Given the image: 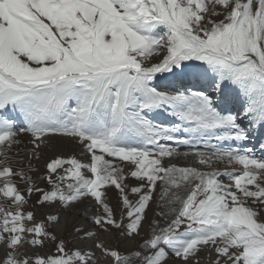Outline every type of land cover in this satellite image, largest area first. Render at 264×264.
<instances>
[{
	"label": "snow or ice",
	"instance_id": "1",
	"mask_svg": "<svg viewBox=\"0 0 264 264\" xmlns=\"http://www.w3.org/2000/svg\"><path fill=\"white\" fill-rule=\"evenodd\" d=\"M259 137L264 0H0V264H264ZM85 200L92 244L69 248L50 228Z\"/></svg>",
	"mask_w": 264,
	"mask_h": 264
},
{
	"label": "rangeland",
	"instance_id": "2",
	"mask_svg": "<svg viewBox=\"0 0 264 264\" xmlns=\"http://www.w3.org/2000/svg\"><path fill=\"white\" fill-rule=\"evenodd\" d=\"M160 120L166 119L164 115H161L159 117ZM22 139L25 141V144L21 145V148L30 147V145H27L28 137L24 136ZM259 142H264V137H259ZM252 143H257V139H254L253 141L249 142V146ZM175 146V145H173ZM179 151L181 153L186 151H192L187 146H179ZM23 155V153H21ZM52 155L51 152H45L43 159L39 161H34V164L36 168H38L37 173H29V175L33 176V179L37 180V183L40 187H47L46 181L40 180L39 177L42 176L45 171V163L48 160V158ZM182 160H186L183 156H180ZM20 157H16L15 161H18ZM175 159V158H174ZM14 161V167H20L18 163ZM131 186H135V181H129ZM20 188H26V185L24 183L19 184ZM132 199H135L136 197L132 196L130 197ZM108 199L109 202L116 207L117 214H119V207H118V196L116 190L110 189L108 192ZM36 201V195H33L30 200L29 209L32 210L37 217V220H41L46 217L48 213H57V208L54 207H40L39 205L35 204ZM88 208L89 210L87 212L84 211L85 208ZM96 211L95 206L88 201L85 200L82 204H77L72 208H69L66 211H61L59 214L61 215V222L59 225L51 227L50 231L55 232V234L59 237L65 240L67 243V246L69 248H73L75 246H80L87 248L92 244L91 240L87 241H81L78 239V234L74 231L76 227H82L84 229H95L94 224L89 219L93 213ZM159 211V209L156 207V204L153 203L151 209L148 211V221L145 222L144 228L142 229L143 233L147 235V233L150 231L149 223L153 218L160 219V217H156L155 213ZM65 221H68L66 224ZM161 224H163V220H161ZM82 235V233L80 234ZM100 239L104 240L106 243H108L112 247H117L121 252H126L128 250H131L136 247V245L140 242V237H135L132 239H129L127 237L121 238L119 234L114 230L113 234L109 236L108 234L100 233ZM29 254L37 253L40 255H46V254H55L56 253V247L54 244H47L44 248H36V249H28ZM96 252L97 257V264H110V262L101 255L100 251L98 249H94ZM202 255H206V253H202ZM4 258V249L0 247V260Z\"/></svg>",
	"mask_w": 264,
	"mask_h": 264
},
{
	"label": "bare ground",
	"instance_id": "3",
	"mask_svg": "<svg viewBox=\"0 0 264 264\" xmlns=\"http://www.w3.org/2000/svg\"><path fill=\"white\" fill-rule=\"evenodd\" d=\"M172 163H176L178 166L184 167V166H196L195 165V159L193 156H188L186 160H182L180 157H176L171 161ZM223 167V166H221Z\"/></svg>",
	"mask_w": 264,
	"mask_h": 264
}]
</instances>
